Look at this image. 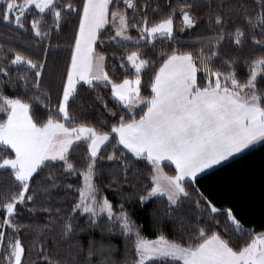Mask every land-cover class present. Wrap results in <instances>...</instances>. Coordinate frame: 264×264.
I'll return each instance as SVG.
<instances>
[{
	"label": "snow or ice",
	"instance_id": "snow-or-ice-1",
	"mask_svg": "<svg viewBox=\"0 0 264 264\" xmlns=\"http://www.w3.org/2000/svg\"><path fill=\"white\" fill-rule=\"evenodd\" d=\"M0 25L26 37L0 45V264H264L201 183L264 145V0H0Z\"/></svg>",
	"mask_w": 264,
	"mask_h": 264
},
{
	"label": "trees",
	"instance_id": "trees-1",
	"mask_svg": "<svg viewBox=\"0 0 264 264\" xmlns=\"http://www.w3.org/2000/svg\"><path fill=\"white\" fill-rule=\"evenodd\" d=\"M185 36L186 34H181ZM26 37H19L16 32L8 27L0 25V45L5 47L18 46L19 41ZM65 44L49 57L50 67L55 62V70L63 66L65 58L69 55L66 45L68 36L62 37ZM213 191L214 196L220 200L230 201L231 206L239 210V215L246 221V226H254L258 230L264 225V145H257L238 159L226 163L218 171L212 172L201 181ZM111 199V193H106ZM152 206L149 202L144 208L137 205H129L134 218L140 223L147 220V208ZM148 233H146L147 235ZM119 243V241H116Z\"/></svg>",
	"mask_w": 264,
	"mask_h": 264
},
{
	"label": "crops",
	"instance_id": "crops-1",
	"mask_svg": "<svg viewBox=\"0 0 264 264\" xmlns=\"http://www.w3.org/2000/svg\"><path fill=\"white\" fill-rule=\"evenodd\" d=\"M257 145H259V144H257ZM257 145H255V146H257ZM255 146H253V147H255Z\"/></svg>",
	"mask_w": 264,
	"mask_h": 264
},
{
	"label": "water",
	"instance_id": "water-1",
	"mask_svg": "<svg viewBox=\"0 0 264 264\" xmlns=\"http://www.w3.org/2000/svg\"><path fill=\"white\" fill-rule=\"evenodd\" d=\"M182 34H186V33H182Z\"/></svg>",
	"mask_w": 264,
	"mask_h": 264
}]
</instances>
